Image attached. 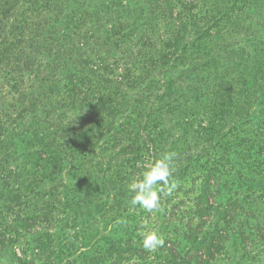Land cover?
Returning a JSON list of instances; mask_svg holds the SVG:
<instances>
[{
	"label": "trees",
	"instance_id": "16d2710c",
	"mask_svg": "<svg viewBox=\"0 0 264 264\" xmlns=\"http://www.w3.org/2000/svg\"><path fill=\"white\" fill-rule=\"evenodd\" d=\"M251 5L0 0V264L213 261L264 200V25L233 37ZM168 152L198 223L149 252L142 216L174 203L158 185L133 208L129 186ZM242 234L264 244V212Z\"/></svg>",
	"mask_w": 264,
	"mask_h": 264
},
{
	"label": "rangeland",
	"instance_id": "374dc122",
	"mask_svg": "<svg viewBox=\"0 0 264 264\" xmlns=\"http://www.w3.org/2000/svg\"><path fill=\"white\" fill-rule=\"evenodd\" d=\"M256 3V0H252V5L249 8V18L252 21V23H250V32L236 30V33L233 36L235 42L239 43V45L244 43L245 38L251 39L249 36H253V32L260 30L262 25H264V9L257 7L255 5ZM91 43V45L94 44L93 40H91ZM169 196L171 203H174V207L172 208L174 216L170 218L164 215L165 217H163L159 213L154 214V212L150 215V218H145V215H143L140 226L142 229L140 232L146 233L152 230H157L159 235L167 233L176 239H180L181 235L186 231V226L188 224L193 227L197 225V220H191V213H188L191 197L181 198V196H177L173 191ZM180 201H183L184 203H181ZM247 201L248 202L244 204L242 213L239 214L237 212L238 214H236V222L233 225V229H231L228 234V238L225 240L220 252L210 264L264 263V244L256 242L258 246H255V243L245 240L246 238L243 234L242 237L239 235L241 222L248 221V223L252 224L255 219L261 217L264 212V200L259 202V199L257 198L256 200H252L253 202L251 199H248ZM180 210L183 212H180Z\"/></svg>",
	"mask_w": 264,
	"mask_h": 264
},
{
	"label": "clouds",
	"instance_id": "9594fccd",
	"mask_svg": "<svg viewBox=\"0 0 264 264\" xmlns=\"http://www.w3.org/2000/svg\"><path fill=\"white\" fill-rule=\"evenodd\" d=\"M175 152L165 153L161 159L154 161L143 173V178L133 181L129 190L133 193L130 204L133 208L137 205L148 212L157 210L160 207V196L158 185L167 186V195H171L176 188L175 181L171 180L174 171L173 162ZM164 245V239L157 230L142 233V246L149 252H154Z\"/></svg>",
	"mask_w": 264,
	"mask_h": 264
}]
</instances>
